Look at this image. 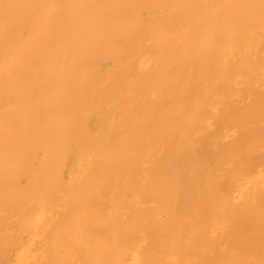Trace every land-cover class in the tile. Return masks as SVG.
<instances>
[{
    "label": "bare ground",
    "instance_id": "1",
    "mask_svg": "<svg viewBox=\"0 0 264 264\" xmlns=\"http://www.w3.org/2000/svg\"><path fill=\"white\" fill-rule=\"evenodd\" d=\"M0 264H264V0H0Z\"/></svg>",
    "mask_w": 264,
    "mask_h": 264
}]
</instances>
